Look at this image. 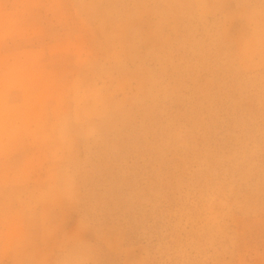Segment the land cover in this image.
Returning <instances> with one entry per match:
<instances>
[{
	"label": "clouds",
	"instance_id": "obj_1",
	"mask_svg": "<svg viewBox=\"0 0 264 264\" xmlns=\"http://www.w3.org/2000/svg\"><path fill=\"white\" fill-rule=\"evenodd\" d=\"M222 257L264 264V0H0V264Z\"/></svg>",
	"mask_w": 264,
	"mask_h": 264
},
{
	"label": "rangeland",
	"instance_id": "obj_2",
	"mask_svg": "<svg viewBox=\"0 0 264 264\" xmlns=\"http://www.w3.org/2000/svg\"><path fill=\"white\" fill-rule=\"evenodd\" d=\"M133 133V128L130 126L125 134L123 135L120 143L122 147L126 150L127 145L129 142V136ZM112 179V175L110 170L108 169H102L99 176L97 177V192L101 197L107 198L108 199V204L110 211L115 214V215H120L122 214L125 209L122 205H120L116 200L112 198V194L108 190V185ZM70 229L75 226L74 221L70 220L68 225ZM109 264H119L118 261L116 260H111ZM218 264H227V257H222Z\"/></svg>",
	"mask_w": 264,
	"mask_h": 264
}]
</instances>
